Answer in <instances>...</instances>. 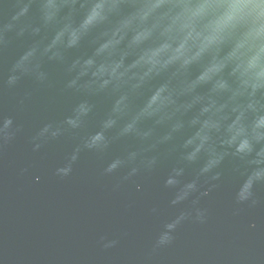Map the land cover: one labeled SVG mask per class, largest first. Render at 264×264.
<instances>
[{
  "label": "water",
  "instance_id": "95a60500",
  "mask_svg": "<svg viewBox=\"0 0 264 264\" xmlns=\"http://www.w3.org/2000/svg\"><path fill=\"white\" fill-rule=\"evenodd\" d=\"M50 7L49 23L40 20L36 5L30 7L27 15L32 27L22 37L14 32L8 34L0 61V75L6 80L11 64L31 51L30 59L41 65L53 81L50 88H37L26 75L12 89L5 85L0 98L4 114L11 116L18 127L14 137L0 149V264H264V185L254 188L258 201L255 206L237 204L235 193L247 166L234 157H226L221 165L219 187L203 196L201 193L209 184L202 180L198 192L176 205L171 201L182 184L194 178L203 158L197 165L186 167L184 175L177 177L181 184L175 189L164 187L165 179L177 166L179 154L171 151L168 144L162 143L154 152L144 153L141 139L129 136L113 139L102 153L82 149L74 162L70 160L75 148L85 137L100 130L113 111L119 114V123L108 133L110 137H116L118 128L126 122L134 126L137 120L156 114H160V119L143 121V132L151 135L155 131L159 137H165L168 128L161 121L169 115L166 109L174 100L166 84L149 99L151 90L165 79L158 77L146 83L152 69L136 74L134 82L111 96L98 97L84 91L61 93L66 79L65 64L53 57L67 43H74L87 25H79L81 10H65L56 16L54 0ZM109 7L115 8V0ZM0 8L5 22L16 11L6 0H0ZM150 11L121 21L111 28L110 34L107 30L111 22L93 31L91 38L100 33L108 36L98 53L115 48L129 28L138 20L142 22ZM69 34L71 39L66 40ZM149 35L150 30L137 32L132 44H139ZM187 40L186 37L172 54L170 45L162 44L130 65L129 70L148 63L163 68L183 54ZM92 52L89 38L78 47L67 49L66 63ZM165 56L168 60L162 63ZM133 58L129 57L128 62ZM120 67L119 62L110 65L113 73ZM104 70L100 68V72ZM127 71L119 75L125 76ZM199 71L198 65L192 66L191 77ZM207 90L204 86L197 91L205 94ZM79 103L93 106L83 126L67 130L34 150L32 137L39 129L46 123L63 121ZM180 108L187 112L190 105ZM192 114L189 112L183 119ZM192 131L186 127L173 143L179 146ZM134 152L141 155L132 161ZM153 155L158 157L156 166L145 170L141 160L146 164ZM116 159L129 162L114 172H106L108 164ZM69 163L71 171L67 175L57 172ZM132 167H139L140 171L129 177ZM137 184L141 186L139 191ZM197 209L204 213L203 222L196 219ZM182 212L189 216L173 232L172 243L154 247L164 225ZM113 240L117 241L114 246L105 247Z\"/></svg>",
  "mask_w": 264,
  "mask_h": 264
},
{
  "label": "clouds",
  "instance_id": "9594fccd",
  "mask_svg": "<svg viewBox=\"0 0 264 264\" xmlns=\"http://www.w3.org/2000/svg\"><path fill=\"white\" fill-rule=\"evenodd\" d=\"M6 2L13 4L16 11L5 22L3 9L0 8V61L8 44V34L14 32L17 37H22L32 27L31 18L27 15L32 5H36L41 21L49 23L52 15L51 0ZM54 2L56 16L65 10H81L79 25H87L74 43H67L64 50L53 57L54 61L65 64L66 79L60 89L61 93L84 91L98 97L111 96L134 82L136 74L152 69L146 83L158 77L165 79L151 90L149 99L166 84L174 100V104L166 109L169 115L161 121L168 128L165 137H159L155 131L145 135L142 129L144 120H158L160 114L137 120L134 126L126 122L118 128L116 137H110L108 133L117 128L119 123V114L113 111L102 122L100 130L85 137L82 144L75 148L70 160L74 162L82 149L102 153L113 139L129 136L141 139L144 153L154 152L162 143L168 144L171 151L179 154L177 166L165 179L164 187L175 189L181 184L177 177L184 175L186 167L197 165L203 158L204 163L198 167L194 178L183 183L171 201L176 205L198 192L202 180L209 184V188L201 193L203 196H208L212 189L219 187L218 182L222 179V171L219 169L226 157L232 156L247 166L244 179L235 193V201L237 204L255 206L258 201L254 188L257 184L264 185V0H159L158 3L157 0H115L114 9L109 7L113 0ZM100 3L105 6L98 7ZM148 9L151 11L143 21L134 23L115 48L103 54L98 53L97 50L108 36L100 33L96 38H91L93 31L111 22L107 30L110 34L111 28L121 21L143 16ZM145 30H150V35L133 45L135 34ZM186 37L188 40L183 54L165 63L163 68L148 63L129 70L130 65H135L141 57L164 43L170 45L169 54H172ZM89 38L93 45L92 54L66 63L67 49L76 48ZM67 39H71V34ZM31 56L32 52L29 51L15 60L8 69L6 80L0 75V98L5 85L12 89L26 75L33 79L37 88L53 86L49 74L31 60ZM129 57H134L131 62H128ZM167 60V56L161 58L162 63ZM114 62L121 64L116 73L110 68ZM194 65H198L200 71L192 78L190 69ZM101 67L105 69L103 72H100ZM125 70H128L126 75L120 76L119 73ZM218 84L222 86L218 87ZM204 86L208 88L205 94L197 91ZM195 97L199 99L195 100ZM184 104L190 105L187 112L181 111L180 106ZM92 107L90 104L79 103L63 121L44 124L32 137L33 149L38 150L43 143L60 137L67 130H79ZM189 112L193 114L184 120L183 117ZM186 127L193 129L191 135L179 146L175 145L173 141L176 135ZM16 131L18 127L14 125L13 118L5 115L0 106V149L14 137ZM140 155L134 152L130 160L135 161ZM128 162L116 159L108 164L105 171L114 172ZM157 162L156 155L151 156L146 164L141 160L142 166L149 171ZM70 171V163L57 169L62 175ZM139 171V167H132L128 176H135ZM136 187L138 191L141 188L139 184ZM188 216L189 213L182 212L165 224L154 247L171 244L173 232ZM196 219L203 222V211L197 209ZM116 243L115 240L109 241L105 247Z\"/></svg>",
  "mask_w": 264,
  "mask_h": 264
}]
</instances>
